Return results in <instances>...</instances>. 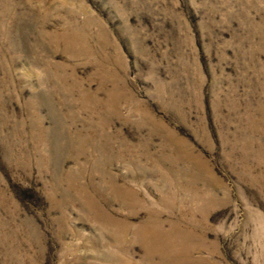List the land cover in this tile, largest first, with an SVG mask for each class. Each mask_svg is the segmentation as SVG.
I'll return each mask as SVG.
<instances>
[{
	"label": "rangeland",
	"instance_id": "rangeland-1",
	"mask_svg": "<svg viewBox=\"0 0 264 264\" xmlns=\"http://www.w3.org/2000/svg\"><path fill=\"white\" fill-rule=\"evenodd\" d=\"M0 264H264V0H0Z\"/></svg>",
	"mask_w": 264,
	"mask_h": 264
}]
</instances>
